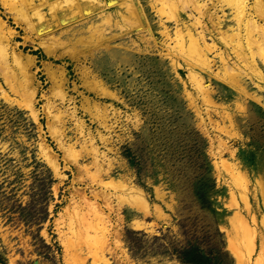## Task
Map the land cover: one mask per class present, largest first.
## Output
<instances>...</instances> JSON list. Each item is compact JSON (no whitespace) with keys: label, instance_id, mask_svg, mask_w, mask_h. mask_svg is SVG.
<instances>
[{"label":"rangeland","instance_id":"1","mask_svg":"<svg viewBox=\"0 0 264 264\" xmlns=\"http://www.w3.org/2000/svg\"><path fill=\"white\" fill-rule=\"evenodd\" d=\"M45 1L33 0L41 22L26 13L34 29L0 0V264H264V65L253 53L259 78L231 52L246 42L225 0H198L220 15L227 39L200 17L218 46L206 50L210 69L171 39L180 23L168 8L201 29L185 0H131L134 28L119 0L82 15L63 5L55 19ZM218 50L243 70L242 90L221 78ZM235 213L252 227V246L240 242Z\"/></svg>","mask_w":264,"mask_h":264},{"label":"bare ground","instance_id":"2","mask_svg":"<svg viewBox=\"0 0 264 264\" xmlns=\"http://www.w3.org/2000/svg\"><path fill=\"white\" fill-rule=\"evenodd\" d=\"M7 1V5L9 6V8L15 10L21 17L24 16V19H28L29 17H27L26 13H28V9H29V13L32 12V17H34L37 22H41V20L44 19V13H40V10L41 9H38L37 8V5L36 3H33V0H22V3L23 5H21V7L19 6L18 4V1H15V0H6ZM42 1H45V0H42ZM52 2L49 4V10H50V16L51 18L54 17L57 18L58 16H56L58 13V11L56 12L57 8H61L63 5H65V14H72V13H76L77 15L80 14L82 15L84 13V11H88V10H92L94 9V7L96 6L95 4L96 3H99L98 0H83V1H80V0H51ZM96 3H95V2ZM110 1H113V0H110ZM120 2H122L125 6V9H126V12L125 14L123 13H120L121 15V18L124 22H126L128 24V26H132L133 25H137V22H139V13H138V10L137 8L133 5L134 2H132L131 0H119ZM139 1V0H138ZM156 1V0H155ZM162 1L164 2V0H161V3ZM209 1V0H208ZM211 1V0H210ZM251 1V0H250ZM249 0H225V3H227L229 5V7L231 8L232 12H233V18L236 22V28H237V34L236 35H239V31L241 30L242 31V37H244V41L246 42V46L243 45H240V43L238 41L232 43V45L230 46V49H231V52L233 53V55L239 59H243L245 61L246 64H248V61H250V65L249 67L251 68V70L254 72V74H256L259 78L263 77V74L261 73V71L257 68L256 66V62H255V59L253 58L254 54L257 53V56L259 57V60L260 62L264 65V26L259 23V21H257V17H260L261 18H264V3H263V0H252V2L250 3ZM46 2V1H45ZM119 2V3H120ZM179 2V1H178ZM217 3V1H215ZM107 3V2H106ZM118 3V2H117ZM116 3V4H117ZM155 3V2H154ZM158 3V2H157ZM169 2H167L166 0V3L167 4ZM172 3V2H171ZM183 3V1H182ZM187 3V4H186ZM212 3V7L216 6V3ZM224 3V1L222 2ZM160 4V3H159ZM179 4V3H178ZM226 4V5H227ZM98 5V4H97ZM105 5V3L103 4ZM102 5V7H103ZM140 5V4H139ZM161 5V4H160ZM159 5V6H160ZM183 7L184 6H187L189 5L190 6V10H193L195 11L196 13H198L197 15L194 16L193 14V19L191 21V23L194 25V24H197L199 25V27L201 29H197L195 31H190V26L188 27L183 20H179V15H178V10H176V8L178 7H173V8H166V13H165V16L166 18H170L172 19L173 21H175V24L177 23H180L179 26L176 25V29L174 31V37H170V33L168 32L166 26H163V29H162V33L165 34V35H169V37L171 39L174 40L175 44L177 45L178 47V52L180 53H183L185 56H187L190 60L191 63H194L195 65L201 67V69L205 68V69H210L209 68V58H207V55H206V50L210 51L211 48L214 49V48H217L218 46H215L213 42H206L205 40V29L208 28L207 26L204 27L203 23H202V19L200 18L201 16H203L206 12V14L208 15L207 19L211 22V27L215 28L217 30L216 33L220 34L219 37H222L224 38V35L222 34V30L220 29V21L222 20V18L220 17V15H215L214 12L215 11H212L210 13V11H208V5H206L205 2H199L198 0H185L184 1V4H182ZM218 5V4H217ZM100 6V5H99ZM156 6V5H155ZM64 7V6H63ZM97 7V6H96ZM181 7V6H180ZM161 8V7H160ZM185 8V7H184ZM222 8V7H221ZM156 9H159V8H156ZM179 9V8H178ZM188 9V7H187ZM63 10V9H61ZM141 10V9H140ZM184 10V9H183ZM157 11V10H156ZM55 12L57 14H55ZM61 13V12H60ZM142 13V12H141ZM163 13V14H164ZM144 14V13H143ZM191 13H189L190 15ZM79 15V16H80ZM102 16V15H101ZM100 16V17H101ZM143 16V15H142ZM206 16V15H205ZM26 17V18H25ZM67 17V16H66ZM191 17H192V14H191ZM33 18V19H34ZM139 18V19H138ZM213 18V19H212ZM232 18V19H233ZM105 21H107L109 19V17H104L103 18ZM142 19V18H141ZM230 19V18H229ZM111 20V19H110ZM113 20V19H112ZM262 20V19H261ZM45 21V20H44ZM58 21V20H57ZM103 21V20H102ZM104 21V22H105ZM37 22H33L32 19L29 18L28 20V24L30 26H34V29L36 27V23ZM109 23V21H107ZM115 24L116 25H119L117 27H120L121 28V24H117V21H115ZM113 25V24H112ZM190 25V24H189ZM196 25V26H197ZM2 22L0 20V29L2 27ZM138 26V25H137ZM195 26V25H194ZM195 26V27H196ZM128 27V29H129ZM103 28V27H102ZM182 29H184V31L182 32ZM191 30H193L191 28ZM208 31V29H206ZM212 30V29H211ZM210 30V31H211ZM214 30V29H213ZM212 30V31H213ZM1 31V30H0ZM132 31V30H131ZM209 32V31H208ZM235 32V31H234ZM214 33V32H213ZM215 33V34H216ZM2 34V31L0 33V38L1 41L0 42H4L6 40V38L3 36ZM184 34L185 37H183L182 35ZM209 34V33H208ZM229 33H227L226 35H228ZM240 34V35H241ZM225 35V36H226ZM230 35V34H229ZM235 33H234V37L236 36ZM213 36V35H212ZM239 37V36H237ZM232 38H233V35H232ZM213 39V38H211ZM226 38H224V41H225ZM236 39H239V38H236ZM235 39V40H236ZM223 40V39H222ZM227 40V39H226ZM229 40H230V37H229ZM233 40V39H232ZM242 40V39H241ZM213 41V40H212ZM240 41V40H239ZM227 42V41H226ZM225 42V43H226ZM241 42V41H240ZM242 43V42H241ZM251 43L255 46V49L254 50H244L245 47H248L250 49V45ZM229 44V43H228ZM250 44V45H249ZM175 45V46H176ZM224 45V44H223ZM227 45V44H225ZM224 45V46H225ZM252 45V46H253ZM173 46V45H172ZM228 46V45H227ZM171 46L169 45V48ZM210 49V50H209ZM229 49V47H228ZM252 49V48H251ZM50 50V49H49ZM217 50V49H216ZM173 50L172 48L170 49V53H172ZM174 51H176L174 49ZM214 51V50H213ZM210 53V52H209ZM254 53V54H253ZM217 56L219 57V59L221 60L222 64H223V75L221 78H223V80H226L227 83H229L230 85L232 86H235L236 87H240L241 90L243 88V86L240 85V82H239V78H238V73L243 71L241 69H239L238 65H236V67H238V70L235 69L234 70V64L232 63V65H230L228 62V55L227 53H224L222 51H219L216 53ZM231 54V53H230ZM253 54V55H252ZM176 56V55H175ZM184 56V57H185ZM233 56V57H234ZM0 57H3V54L2 52L0 51ZM185 57V58H187ZM234 57V58H235ZM251 57V58H249ZM18 58V56H17ZM248 58V59H247ZM235 59V60H236ZM254 59V60H253ZM186 60V59H185ZM239 61V60H237ZM234 62V61H232ZM178 63V62H176ZM180 64V63H179ZM239 64V63H238ZM241 64H244L241 62ZM245 64V65H246ZM258 64V63H257ZM235 67V68H236ZM244 68L245 67H248V66H243ZM49 68V67H48ZM196 68V67H195ZM197 69V68H196ZM204 69V70H205ZM190 70V68H189ZM192 70V69H191ZM198 70V69H197ZM250 70V69H249ZM193 71V70H192ZM245 72V71H244ZM55 73V72H54ZM192 73V72H191ZM198 73V72H196ZM242 73V72H241ZM195 74L192 73V75ZM252 74V73H251ZM252 74V75H254ZM191 75V74H190ZM191 75V76H192ZM196 75V74H195ZM190 76V77H191ZM198 76V75H197ZM196 76V77H197ZM200 77V76H199ZM256 77V76H255ZM192 78L194 79V77L192 76ZM242 78V77H241ZM197 79V78H195ZM194 79V80H195ZM200 79V78H199ZM26 80V79H25ZM28 80V79H27ZM264 80V78H263ZM29 81H30V78H29ZM29 81L26 82L25 81V86L24 87V92H26L27 96H29L30 99H32V96L33 95V89L32 88H29L27 86H29ZM94 81V80H93ZM196 81V80H195ZM201 81H203L201 79ZM199 81V82H201ZM89 82V81H88ZM197 82V81H196ZM244 82V81H243ZM13 83V82H12ZM24 83V82H23ZM31 83V82H30ZM253 83V82H252ZM57 84V83H56ZM87 84V83H86ZM60 85V84H59ZM98 85V84H97ZM197 87H199L198 85L200 84H196ZM195 85V86H196ZM55 86V85H54ZM57 86V85H56ZM59 87V86H58ZM94 87V86H92ZM91 87V88H92ZM201 89H202V84H201ZM28 88V89H27ZM35 88V87H34ZM205 88V87H204ZM27 89V90H26ZM105 89V88H104ZM106 90V89H105ZM236 90V89H235ZM203 91V89H202ZM246 91V90H245ZM244 91V92H245ZM102 92V90H101ZM104 92V91H103ZM107 93V92H106ZM190 93V92H189ZM62 94V93H61ZM60 93L58 94L59 96L61 95ZM109 94V93H108ZM64 96V95H63ZM207 96V95H206ZM204 97V96H203ZM30 99H28L30 101ZM31 102V101H30ZM29 102V103H30ZM96 106V105H95ZM90 108V107H89ZM97 109V107H96ZM96 111V110H95ZM98 111V110H97ZM54 120V119H53ZM237 167V166H236ZM235 166H232L230 171L232 172V174H236L238 175V171L236 169ZM242 174V173H241ZM233 178V177H232ZM236 178V177H235ZM132 191V189H131ZM245 196V195H244ZM242 196V198L244 197ZM243 200L245 201L246 199L243 198ZM141 202V201H140ZM100 215V214H99ZM97 217H98V214H97ZM254 217V216H253ZM255 219V217H254ZM103 220V219H102ZM231 221V220H230ZM100 223V222H99ZM231 224L232 225H236L237 227L239 226L240 229H241V232H240V237H239V240L240 242L244 245H247V246H252L251 244V241H250V244L248 245V239H250L252 233H253V230H252V227L248 224V222L245 220L244 217H242L239 213H235L232 221H231ZM251 224V223H250ZM96 228V226H95ZM254 229V228H253ZM96 230V229H95ZM235 231V230H234ZM104 233H105V230H104V225L103 226H100L99 224V227L97 225V231H95V234L93 236H91V242L93 244H97V246L103 244V241H104ZM232 233V232H231ZM237 236V235H236ZM230 241L229 242L230 244L233 243L231 238L230 237ZM252 240V239H251ZM253 242V240H252ZM228 243V244H229ZM96 246V247H97ZM99 248V247H98ZM96 248V250L98 249ZM252 248V247H251ZM102 248H100L99 250H101ZM249 249V247H248ZM95 250V254H94V260H98L99 258L102 257V254L100 253L99 250L96 251ZM239 250V249H238ZM246 250H247V247H246ZM254 250V249H253ZM99 251V252H98ZM93 252V251H92ZM102 252V251H101ZM249 252V251H248ZM251 253V252H250ZM240 255V254H239ZM100 256V257H99ZM260 256V255H259ZM242 257V256H240ZM259 258V257H258ZM243 260V258H241ZM246 262V261H245ZM255 263V262H254ZM259 263V262H257ZM256 263V264H257Z\"/></svg>","mask_w":264,"mask_h":264},{"label":"trees","instance_id":"3","mask_svg":"<svg viewBox=\"0 0 264 264\" xmlns=\"http://www.w3.org/2000/svg\"><path fill=\"white\" fill-rule=\"evenodd\" d=\"M182 258L184 259V260H186V261H190V262H194V263H196V262H198V258L196 257V256H194V254H183L182 255Z\"/></svg>","mask_w":264,"mask_h":264}]
</instances>
